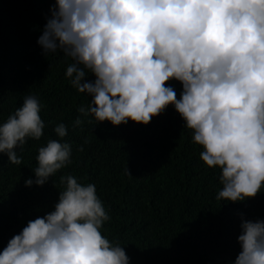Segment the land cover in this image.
<instances>
[{
	"label": "clouds",
	"instance_id": "obj_1",
	"mask_svg": "<svg viewBox=\"0 0 264 264\" xmlns=\"http://www.w3.org/2000/svg\"><path fill=\"white\" fill-rule=\"evenodd\" d=\"M50 11L37 44L69 59L66 79L90 97L73 127L82 117L147 125L172 106L200 160L219 169L217 200L243 202L264 190V0H55ZM170 80L181 83L179 98ZM41 109L26 95L0 123L9 163L21 164L17 149L44 134ZM53 131L58 139L37 148L26 186H43L72 164L67 126ZM59 183L53 210L7 242L0 264H129L101 231L111 216L95 184L71 173ZM237 240L233 264H264V219H242Z\"/></svg>",
	"mask_w": 264,
	"mask_h": 264
},
{
	"label": "trees",
	"instance_id": "obj_2",
	"mask_svg": "<svg viewBox=\"0 0 264 264\" xmlns=\"http://www.w3.org/2000/svg\"><path fill=\"white\" fill-rule=\"evenodd\" d=\"M54 4L0 0V123L26 95H35L46 124L39 140L17 149L21 164L0 153V251L29 220L53 210L59 177L71 173L95 184L111 216L101 231L123 246L129 264H233L242 219H264V190L243 202L217 200L219 169L200 160L201 147L172 106L147 125L82 117L84 123L73 127L77 108L90 97L66 79L71 61L59 52L45 55L37 44ZM167 83L179 98L181 83ZM57 123L67 126L63 139L72 145V164L43 186H26V179H35L37 148L58 139Z\"/></svg>",
	"mask_w": 264,
	"mask_h": 264
},
{
	"label": "bare ground",
	"instance_id": "obj_3",
	"mask_svg": "<svg viewBox=\"0 0 264 264\" xmlns=\"http://www.w3.org/2000/svg\"><path fill=\"white\" fill-rule=\"evenodd\" d=\"M53 198V197H52Z\"/></svg>",
	"mask_w": 264,
	"mask_h": 264
}]
</instances>
